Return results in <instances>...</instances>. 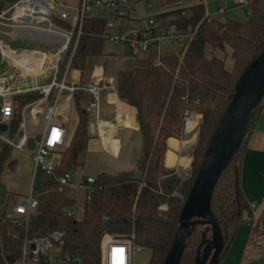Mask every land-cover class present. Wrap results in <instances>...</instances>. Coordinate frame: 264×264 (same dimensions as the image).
<instances>
[{
  "label": "trees",
  "instance_id": "obj_1",
  "mask_svg": "<svg viewBox=\"0 0 264 264\" xmlns=\"http://www.w3.org/2000/svg\"><path fill=\"white\" fill-rule=\"evenodd\" d=\"M17 1L0 0V13L10 10ZM157 1L161 6L174 7L154 16H170V24L182 29L192 27L195 33L178 52L162 55L160 65L154 64L156 51L150 46L146 56L134 59L131 69L117 72V94L136 109L142 136L139 174L96 175L90 201L87 202L85 197L82 210L75 217L67 215V210L76 205V197L68 188L58 192L57 177L82 163L89 139V117L85 109L80 110L79 122L62 152L57 169L51 175L42 173L35 196L38 204L30 212L27 224H17L14 207L20 199L0 183V264H22L25 239L46 236L54 231L64 233L63 243L56 245L60 254L78 255L88 264H101L104 236L124 235L131 236L136 245L150 250L147 264H163L174 239L185 197L233 95L234 86L246 65L264 50V0H252L246 22L232 18L209 19L204 0ZM51 21L69 27L60 17L52 16ZM107 22L106 17H84L72 52L78 31V23L75 25L61 69L70 59L68 70L78 68L83 73L88 58L103 54V35L109 31ZM228 56L232 60L231 68L226 66ZM40 97L37 89L12 96L11 136L18 133L24 107ZM261 101L264 102V95ZM260 109L259 103L238 151L212 191L210 208L224 238L218 264L234 239L242 214L249 211L240 187L241 154L253 118ZM186 111H194L201 118L192 150L191 175L182 179L175 169L165 166L164 159L167 140L180 138L183 133ZM12 148L7 143L0 147V175L15 166L16 161L10 158ZM203 230L204 226H197L188 237L179 264H193ZM206 238H211V230L206 233ZM252 239H260L264 246V217L249 232V241L258 243Z\"/></svg>",
  "mask_w": 264,
  "mask_h": 264
},
{
  "label": "crops",
  "instance_id": "obj_2",
  "mask_svg": "<svg viewBox=\"0 0 264 264\" xmlns=\"http://www.w3.org/2000/svg\"><path fill=\"white\" fill-rule=\"evenodd\" d=\"M227 1L231 2V0H221V8H224V11L220 12L222 14H225L227 12L225 7H223L226 5ZM146 5L149 8L152 7V4L150 2H147ZM173 7V5H160V10L157 12L158 14H160L166 12L167 10H170ZM134 10L135 9L133 8L131 11H128V14L131 18L139 19L136 16V12ZM25 11L26 10H22L21 12ZM14 14L15 16H19L20 11L17 14L16 9ZM152 15L153 14H150L149 16ZM75 21L76 16L73 18V24H70V29H68L67 31L74 30V27L77 24V22ZM38 24L39 20L36 19H31V22L29 24L18 22L15 19H7V21L0 20V79H3L6 85L12 91H29L34 90L39 86H44L48 84L44 77L43 63L45 60V55L43 48L45 46H58L57 44H53L52 40L60 41L61 39L52 35L51 31L63 29L53 24L52 21V30H47V28H41ZM116 24H118V22H116ZM117 27L120 28L119 25H117ZM116 28L115 30H118ZM105 43L106 40L103 43L102 55H109L110 57L114 58H127V56L124 55L126 47L125 44H114L118 45V48L117 50H111L105 49ZM5 49L11 52L6 51ZM147 50L136 51L147 53ZM154 50L157 54V48L155 46ZM14 55L23 57L24 59H21L19 63L16 61L17 57ZM101 56L90 57L88 58L87 63L90 60H94L97 57ZM136 57L143 56H129V58L132 60V64ZM56 60L57 57L55 59V66ZM62 63L63 61L61 62L59 67L60 75L65 72L66 67L68 65L67 62L65 67L61 69ZM104 72V68L96 67L88 78H83L85 71L82 73L81 70L78 68L70 69L67 72L66 81L68 86L74 85L81 87L92 82L94 79L99 78L103 79V82H105L108 78H110L111 80L109 86L106 85V87H102L99 91L98 111L96 113L88 112L89 139L87 141L85 151L87 149L92 150L91 148L94 145V141H96L98 142V144H101L102 149L111 157L116 159H120L121 157H123L122 160L124 165L131 167V170L129 172H136L138 170L137 168L139 161L142 157V155L138 156V163L134 161V154L136 153L134 147L135 145H138L139 137H141L142 140V136L139 130L136 109L133 106L129 105L126 101L119 98L115 86V77H107L105 76ZM52 73L53 71L50 72L51 75ZM38 75H41L39 82L37 81ZM26 76H30L31 79L33 78L31 82L33 87L20 90L14 89L15 87L13 85L15 83H22L21 79ZM56 95L57 90L56 88H54L46 101L40 104H36L34 106L30 105L28 107H25V110H22L21 117L22 122H24L25 128V113L27 111L29 114V121L33 125L39 123V117L41 116L43 123L40 130L45 126V107L47 105L52 104L53 100L56 98ZM61 99L62 101H60L59 105V112L61 115L56 116L54 119L57 123L61 124L62 126H66L68 124L67 132L65 135V143L60 148L62 153L63 150L68 146L77 127L80 118V110H86L88 106L90 95L86 90L82 88L73 91L72 95L69 91L64 90L61 93ZM29 104H31V102L28 103V105ZM65 116H70V120L68 121V123L66 119H64ZM263 124L264 102L261 105V109L259 110V112L256 113L253 118L252 128L245 137V146L241 154L240 187L243 196L249 205V211H244V213L242 214L240 224L237 228L234 239L219 264H264L263 244H252L249 241L250 229L254 227V225L260 218L264 217ZM197 134L198 127L194 128L192 131L184 129L180 138L171 137L167 140V150L164 159L165 166L167 168L175 169L177 174L191 170L192 150L197 139ZM127 146L128 149L126 148ZM100 173L106 172H99L93 175L92 177H96V175ZM21 201H23V199H20L19 202ZM55 253L57 252L54 251L52 254Z\"/></svg>",
  "mask_w": 264,
  "mask_h": 264
},
{
  "label": "built area",
  "instance_id": "obj_3",
  "mask_svg": "<svg viewBox=\"0 0 264 264\" xmlns=\"http://www.w3.org/2000/svg\"><path fill=\"white\" fill-rule=\"evenodd\" d=\"M231 2L235 6L243 7L248 10L252 0H231ZM126 3L127 0H81V6L76 10L78 31L72 52L77 44V39L81 32V24L84 17L108 18L107 26L109 31L105 33L103 37L110 43L125 44L136 50H147L150 46H155L157 48V54L154 64L156 65L161 64V46L165 41L173 38H186L185 42H187L194 36L195 30L192 27L182 29L172 23L170 24L172 19L170 16L157 17L152 15L147 18H131L125 10ZM53 4L62 6L54 0H18L11 7V9L8 10L13 11L11 17H6V12H2L0 13V20H16L17 17L30 16L31 19L47 21L51 26L49 18L52 15L54 16V10L52 9ZM28 5L32 6L33 9H26V11L21 13L19 16H15L14 12L17 7ZM41 6L46 7L48 10L46 12L40 11L38 8H42ZM223 11L224 8H221L220 12ZM60 17L61 19H67L68 13L61 12ZM210 18L211 16L209 15V19ZM115 20L118 24H116ZM119 21H121L120 24ZM117 25L122 27L125 26L126 29L121 31ZM115 28L118 30H115ZM51 34L61 39L60 41L52 40L53 44H57L59 46L56 66L52 73V81L49 84L35 88L40 91L41 97L25 106L28 107L30 105L34 106L36 104L43 103L49 98L51 91L56 88V98L53 100L52 104L47 105L44 110L45 126L38 132L39 140L35 144V155L33 157V177H35L38 170L47 175L53 174L60 162L62 156L60 148L65 143V135L68 124L66 126H62L57 123L54 118L61 115L59 112V105L60 101H62V91L67 90L72 95V92L76 89L82 88L86 90L90 95V100L86 110L89 113H96L99 108V91L102 87H106V85L109 86L111 82L110 78H108L105 82H103V79L99 78L94 79L92 82L81 87L74 85L68 86L66 77L70 60L65 72L62 75H60L59 67L63 61L65 53L68 51L70 41L73 37V30H54L51 31ZM15 93L18 92L12 91L6 85L4 80L0 79V123L7 125L6 130H0V139L4 143L9 144L16 149L24 150L29 139L25 130L24 122L20 123L18 129V132L23 131L22 134L17 133V135L14 136V139H12V136L9 134V125L14 112L12 96ZM260 104L262 105L263 102L261 101ZM200 118L201 116L196 112L186 111L184 129L192 131L196 127L199 128ZM64 119H66L68 123L70 116H65ZM182 174V178L187 179L191 172L189 170L183 172ZM57 183L58 192H62L66 188H72L75 190L84 189L86 192V201L89 202L94 191L95 177L87 176L86 178L74 181L72 171H67L57 177ZM37 204L38 201L36 197L33 195L32 191H30L29 195L14 207V211L18 216L16 221L18 225H22L24 223L27 224L30 212L37 206ZM76 213L75 209L67 210L68 216L75 217ZM63 235L64 233L61 231H54L46 236L25 239L22 264H26L28 262H31L32 264H40L41 262L53 264H88L78 255H62L56 250V245H61L63 243ZM31 245H33L32 249L30 248ZM132 250L133 239L131 236H104L101 264H132ZM54 251L57 253L52 256Z\"/></svg>",
  "mask_w": 264,
  "mask_h": 264
},
{
  "label": "rangeland",
  "instance_id": "obj_4",
  "mask_svg": "<svg viewBox=\"0 0 264 264\" xmlns=\"http://www.w3.org/2000/svg\"><path fill=\"white\" fill-rule=\"evenodd\" d=\"M54 1L62 5V6L55 4L52 5V9L54 10V16L60 17L61 12L68 13L69 17L68 19H64V21H66L69 24V27L68 25L66 26L57 25L61 29L67 31L68 29H70L71 26L70 24H73L72 23L73 18L76 16V10L79 9L81 6L80 5L81 0H54ZM204 1L206 4L207 14L213 18L220 20H224L225 18H232L241 22H246L249 18L246 8L235 6L231 2L228 1L226 2V5L223 7H225L227 12L225 14H222L220 13V9L222 7L221 0H204ZM147 2H150L152 4L151 8L147 7L146 5ZM133 8L135 9L134 11L136 12V16L138 18H147L149 17L150 14L153 15L158 14L157 11L160 10V4L157 0H143V1L127 0V3L125 5V10L128 12L131 11ZM5 12H6V17H11L13 11L6 10L4 11V13ZM51 17L49 19H51ZM3 21H7V19H4ZM38 25L41 28H47V30H52V27L47 21L40 20ZM124 29H126L125 26L124 27L121 26V28H119V30L121 31H123ZM185 41L186 38L184 39L173 38L165 41L161 46V55L178 52L179 49H181V47L185 43ZM104 46L105 49H111V50L112 49L117 50L118 48V45H114V43H108L107 41L104 44ZM125 46L126 47H125L124 55L127 56V58H114V57H110L109 55H102L101 57H97L94 60H90L86 64L83 78H88L96 67L104 68L105 76L116 78L117 72L120 69H131L133 67L132 60L129 58V56L147 55V53L136 51V49H133L128 45ZM43 49L45 55V60L43 63L44 77L47 83L49 84L52 81V75L50 74V72H52L53 68L55 67V59L59 53V47L45 46ZM5 50L11 52L7 49ZM69 60L70 59H68L67 62H69ZM226 66L228 68H231L232 66V60L229 56L226 58ZM40 78L41 75H38L37 77L38 82ZM32 80L33 78L31 79L30 76H26L21 79L22 83L21 82L15 83L13 85L15 87L14 89L20 90V89L33 87L31 84ZM25 122H26L25 130L29 136L25 148L24 150H19L14 147L11 149L10 158L16 161L15 166L12 170L8 169L0 175V183L2 184V186L5 189H7L9 192L15 193L19 199H23V200L29 195L30 191H32L34 196L37 195L40 188V182L43 178L42 172L40 170H38L36 172L35 177H33V171H34L33 157L35 155V144L39 140L38 132L42 126L43 120L42 117L40 116L39 123L33 125L29 121V114L27 111L25 113ZM22 132L23 131H20L19 134H22ZM12 139H14V136H12ZM3 145L4 142L0 139V147H2ZM126 148L128 149V146ZM91 149L92 150L87 149L82 155L83 158L82 163L76 166L75 168H72L74 181L86 178L87 176H93L103 171L110 174H117L122 171L129 172L131 170L130 166L124 165L122 160L123 157H121L120 159L111 157L108 153H106L102 149L101 144H98V142L94 141V145L92 146ZM134 150L136 152L134 154L135 157L134 161L138 163L139 161L138 156L142 155L141 137L138 138V145L137 146L135 145ZM133 173H135L136 175L139 174L138 170ZM178 175L181 176V178L183 176L182 173H179ZM68 189H70V191H72L75 194L77 201L76 205L70 208L75 209L76 212L78 213L82 210V202L86 197L85 195L86 192L84 189H78V190L72 188H68ZM162 208H166V206L162 205ZM252 241H257L258 243H261L260 239H252ZM150 255L151 253L148 248L140 247L135 243H133L132 264H147L149 262Z\"/></svg>",
  "mask_w": 264,
  "mask_h": 264
},
{
  "label": "water",
  "instance_id": "obj_5",
  "mask_svg": "<svg viewBox=\"0 0 264 264\" xmlns=\"http://www.w3.org/2000/svg\"><path fill=\"white\" fill-rule=\"evenodd\" d=\"M16 20L29 24L31 17H17ZM263 95L264 50L246 65L234 86L233 95L208 142L185 197L174 239L163 264H179L186 240L197 226H204V230L193 264H218L224 238L210 208L212 191L238 151L248 122ZM6 129L7 125L0 123V130ZM209 230L210 239L206 238Z\"/></svg>",
  "mask_w": 264,
  "mask_h": 264
},
{
  "label": "bare ground",
  "instance_id": "obj_6",
  "mask_svg": "<svg viewBox=\"0 0 264 264\" xmlns=\"http://www.w3.org/2000/svg\"><path fill=\"white\" fill-rule=\"evenodd\" d=\"M42 8H38L40 11L42 10H44L43 12H46L48 9L46 8V7H43V6H41ZM17 9V14H18V12L20 11V14L21 13H23V12H21L22 10H26V9H33V7L32 6H30V5H28V6H23V7H17L16 8ZM16 14V15H17ZM8 55V54H7ZM14 56H16V55H14ZM17 58H16V61L17 62H19L20 63V60L21 59H24L23 57H18V56H16Z\"/></svg>",
  "mask_w": 264,
  "mask_h": 264
}]
</instances>
